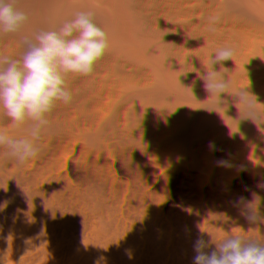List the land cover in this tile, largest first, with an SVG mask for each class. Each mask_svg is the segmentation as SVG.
<instances>
[{
  "label": "water",
  "instance_id": "95a60500",
  "mask_svg": "<svg viewBox=\"0 0 264 264\" xmlns=\"http://www.w3.org/2000/svg\"><path fill=\"white\" fill-rule=\"evenodd\" d=\"M78 11L108 48L66 77L35 158L0 147V264H193L198 237L264 242L241 214L264 216V0H51L40 29ZM222 67L231 87L212 96L201 77ZM26 128L0 110V130Z\"/></svg>",
  "mask_w": 264,
  "mask_h": 264
},
{
  "label": "clouds",
  "instance_id": "9594fccd",
  "mask_svg": "<svg viewBox=\"0 0 264 264\" xmlns=\"http://www.w3.org/2000/svg\"><path fill=\"white\" fill-rule=\"evenodd\" d=\"M28 14L16 6V0H0V35L19 33L28 21ZM218 17H209L210 24ZM214 27L210 31H215ZM22 52L19 58L0 53V110L14 126L27 123L26 134L20 138L11 137L0 130V147L7 149V155L18 164L35 158L40 149L36 144L43 129L49 124L47 115L56 102L69 104L73 97L66 85L69 74L87 76L108 48L107 33L94 22L92 11H78L74 18L65 21L58 29L35 31L31 36L21 37ZM234 49L217 48L212 64L232 60ZM221 71L211 70L201 77L204 87L212 96L227 93L231 80ZM249 93L241 90L240 103L249 109ZM250 115L252 113L250 112ZM226 165L227 161H218ZM238 197L236 203L244 201ZM241 214L249 223H264L251 203H246ZM213 242V240H212ZM198 237L193 248V264H264V242L243 236H227L215 242Z\"/></svg>",
  "mask_w": 264,
  "mask_h": 264
},
{
  "label": "trees",
  "instance_id": "16d2710c",
  "mask_svg": "<svg viewBox=\"0 0 264 264\" xmlns=\"http://www.w3.org/2000/svg\"><path fill=\"white\" fill-rule=\"evenodd\" d=\"M51 0H16V6L28 14V21L19 33L0 35V53L19 58L23 48L22 36H31L43 23L42 8Z\"/></svg>",
  "mask_w": 264,
  "mask_h": 264
}]
</instances>
